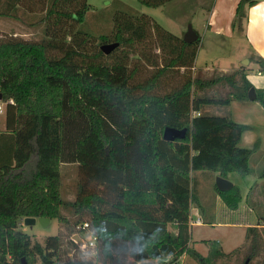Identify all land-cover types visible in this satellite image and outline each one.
<instances>
[{"label":"trees","instance_id":"obj_1","mask_svg":"<svg viewBox=\"0 0 264 264\" xmlns=\"http://www.w3.org/2000/svg\"><path fill=\"white\" fill-rule=\"evenodd\" d=\"M174 1L138 0L154 8ZM254 5L240 1L234 29L243 27L247 6ZM19 6L45 13L44 37L0 36L6 118L0 130V264H178L185 255L199 264H221L238 255L242 249L225 254L215 242L207 256L191 248L190 219L197 200L194 172L252 174L259 143L239 146L250 127L232 120L228 110H208L248 101L253 85L246 73L195 77L200 40L186 44L128 7L115 14L110 33L94 36L82 29L88 0H0V19L16 17ZM113 43L119 46L111 54L101 50ZM262 61L257 63L264 69ZM146 69L151 72L143 77ZM181 70V80L177 75L170 86L171 75ZM224 84L232 89L227 96L207 93ZM167 128L187 133L166 141ZM63 164L80 170L72 202L61 195ZM259 178L264 180V169ZM215 189L230 211L239 209L237 187ZM28 217L65 225L71 249L79 248L72 239L77 227L89 223L97 238L92 256L64 257L60 235L34 243L18 229ZM246 242L238 264H264V227H248Z\"/></svg>","mask_w":264,"mask_h":264},{"label":"rangeland","instance_id":"obj_2","mask_svg":"<svg viewBox=\"0 0 264 264\" xmlns=\"http://www.w3.org/2000/svg\"><path fill=\"white\" fill-rule=\"evenodd\" d=\"M214 1L176 0L163 7L154 8L141 5L138 0H88L91 10L87 14L82 29L94 36L108 34L113 29L115 14L121 10H126L124 8L128 7L133 11L150 16L162 28L175 36L184 38L188 27L191 25L193 30L200 36L198 54L195 60L198 67L201 66L203 68L204 64L208 62V65L214 64L216 68L219 65L220 67H227L229 69L237 65L235 63L240 64L243 61V64L239 66V70L237 71H244L246 73V71H249L247 68L251 66L246 57L252 54L250 45L246 44L249 41L246 39L247 32L243 34V29L235 28L233 35H229L225 31L221 35H215L217 26L225 23H222V20L226 15H221L220 12L218 15V19L219 17L220 19H215V23L212 24L209 9ZM260 1L263 2L264 0ZM44 16L45 13H31L29 10L19 6L16 17L0 19V36H19L27 40L40 41L44 37V25L41 22ZM247 23L248 19H244V30L247 27ZM258 25L263 26V23L261 22ZM215 59L217 65L215 64ZM150 72L151 69H146L143 71L142 76L145 77ZM235 72L226 75H232ZM192 73L195 77L203 79H210L223 74L218 70L202 71L198 69H192ZM182 74H184L183 70L179 74H172L171 78L174 81H171L170 86L177 83V79L175 78L177 75L179 76V80H181L180 76H183ZM259 85L262 88L259 93L264 97L263 78ZM166 90H169V88ZM229 91H232L231 87L228 84H224L216 86L214 90L207 91V93L209 92L212 96L225 97ZM225 110L229 111L234 121L250 127V130L244 133L245 137L240 143V147L252 149L259 143V151L250 161L251 175L242 176L238 172H233L229 173L226 178L240 190L243 197L239 209L234 211V213L228 211L227 207L222 205L223 201L219 204L216 203L217 192L215 185L217 183V174L207 171H198L192 174V183L197 200L191 210V216H194L196 211L199 213L203 211L206 217L203 218L201 216L205 224L195 227L192 230L193 236L191 238L195 241L212 240L213 242H220L223 247L225 246V240H230L231 244H235L242 239V226L232 224L253 225L262 222V220L264 223V180L259 178V174L264 169V105L260 101H232L229 107L219 108V113L216 115H223L226 112ZM4 116V113L0 114V126L2 125ZM79 179L80 170L78 164L62 165L61 195L65 202H72L77 198ZM197 207H199V210ZM63 212L71 218V221H74L70 211L63 210ZM210 212L214 213V216L217 217L215 219L217 222L215 223H223V225H212L213 222H210L209 218ZM169 228L173 229L171 226ZM18 229L30 235L34 243L42 245L48 237L60 235L64 257L81 258L92 256V250H85L80 247L78 249L70 248V231L65 225L60 224L58 220L51 221L47 227H43L39 223L34 226H25L24 220H21ZM247 245L248 243L246 242L240 248L242 250L238 252V255L235 254L231 260L225 259L221 261V264H228L229 262L238 264L245 256ZM197 249L204 253V248L198 247ZM258 261L259 259L254 260L253 264H258ZM147 262L143 264H147ZM181 262L182 264H199L189 255H185ZM153 263L156 264V262Z\"/></svg>","mask_w":264,"mask_h":264},{"label":"crops","instance_id":"obj_3","mask_svg":"<svg viewBox=\"0 0 264 264\" xmlns=\"http://www.w3.org/2000/svg\"><path fill=\"white\" fill-rule=\"evenodd\" d=\"M240 1L241 0H215L214 1L213 5L209 9V11L211 13L210 20H211L212 24L215 23V19H217V20L220 19V17L218 19V15L220 12H221V15H226L224 17V19L222 20V23H224V22L225 23L223 25L217 26V31L215 32V35H221L223 31L227 32L229 35H233L235 33V29L233 28V21L236 17L237 7H238V4L240 3ZM253 1H255V5L252 7L247 6V8H246L247 16H248L247 27H245V30H244V25H243V27L241 29H243V31H242L243 34L245 32H247V36H246L247 38L246 39H248L249 41H247V42L245 41V42L247 45H250V49L252 52V54H250L246 57L249 60V62L251 63V66H249L247 68V70H249V71H246V76H247L248 81L253 85V88L255 89L257 97H258V95L261 96L259 92H261L262 88L260 87L259 84L262 82V78H263V83H264V69H261L260 65L257 63L258 61H262V60L264 61V1L263 2L260 0H253ZM261 22L263 23V26L258 25ZM210 25H211V23H210ZM215 64H216V59H215ZM235 64H237V65H235V66L232 65L233 67L232 68L230 67L228 69L227 67H220L219 65L216 68L214 64L208 65V62H206L204 64L205 66L203 68H201V66L200 67L197 66V63L195 61V65H194L193 70L194 69L195 70L198 69V70H202V71L218 70V71L223 73L222 75H226V74H229L231 72H235V71L239 70V66L241 64H243V61H241L240 64H238V63H235ZM257 87H259V88H257ZM208 110L212 114H218L219 113V108L216 106H211V107H209ZM4 114H5V112H4ZM5 121H6V118L4 116V118L2 119V125L0 126L1 131H5V129H6ZM244 137H245V135H243L241 142L243 141ZM2 143H4V138L0 142V147H1ZM240 145L241 144H239V146ZM217 177H219L218 174H217ZM215 200H216L217 204L222 203V201H223L218 194H217V198H215ZM223 203H222V205H225V203L224 204ZM225 207H226V205H225ZM197 209L199 210L198 207H197ZM226 209H228V208H226ZM228 211H230V210L228 209ZM201 212L202 211H200L201 216L203 218H205L206 216H205L204 212L203 213H201ZM205 213H207V212H205ZM209 214H210L209 218L211 220L210 222H213L212 225H215V224H218V226L223 225V223H215V222H217L215 220L217 217L214 216V213L210 212ZM194 216L201 217L199 215V212H197V211L194 213ZM232 225L242 226L241 228L243 229L242 230L243 235H242V239L240 241H237L238 243L231 244L232 242H230V240H225L224 241L225 246L223 247L220 242L214 241L215 243H217L219 245V247L221 248V251L225 254H229L232 251H234L235 249L241 248L242 245L246 244V233H247L248 227H250V226H256L258 228L264 227L263 220H262V222H258V223L253 224V225L252 224H250V225H239L236 223H234ZM226 226H227V224H226ZM194 228H192V230ZM192 236H193V234H192ZM204 242H208V243H204ZM214 242L212 240L211 241L210 240L195 241L191 238L190 247L193 248L194 250H196L197 252H199L201 255L207 256L209 254V251H210V243H214ZM198 247L204 248V253L200 252L197 249Z\"/></svg>","mask_w":264,"mask_h":264},{"label":"water","instance_id":"obj_4","mask_svg":"<svg viewBox=\"0 0 264 264\" xmlns=\"http://www.w3.org/2000/svg\"><path fill=\"white\" fill-rule=\"evenodd\" d=\"M200 40V36L197 34V32L195 30H193L192 26L190 25L188 27L187 32L184 35L183 41L186 44H193L196 43L197 41ZM119 46L118 43H113V44H107V45H103L101 47V50L109 55L111 54L117 47ZM249 100L251 101H256L257 100V94L254 88H252L249 92ZM3 96L0 93V101H2ZM263 105H264V98H263ZM187 130H177V129H173V128H167L164 132V140L166 141H175L176 139H183L186 136ZM217 187L221 190V191H226L228 189H230L233 184L227 180L226 178H223L221 176L217 177V183H216ZM37 223H39L41 226L43 227H47L50 223H51V219L49 218H33V217H28L24 219V225L25 226H34ZM78 242L79 245L82 244L81 240L79 238H75Z\"/></svg>","mask_w":264,"mask_h":264},{"label":"built area","instance_id":"obj_5","mask_svg":"<svg viewBox=\"0 0 264 264\" xmlns=\"http://www.w3.org/2000/svg\"><path fill=\"white\" fill-rule=\"evenodd\" d=\"M5 112V104L0 101V114ZM195 116H199V113H195ZM203 225V221L199 216H191L190 226L192 228L199 227ZM75 238H79L82 242L79 247L85 250H93L96 246L97 238L93 233L92 227L89 223L80 224L77 227L76 233L72 237L73 240L77 242ZM182 258L179 260L178 264H182Z\"/></svg>","mask_w":264,"mask_h":264}]
</instances>
